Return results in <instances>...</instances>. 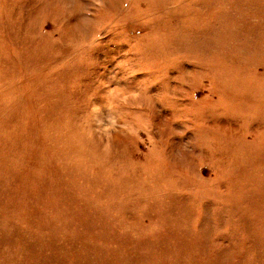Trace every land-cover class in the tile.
<instances>
[{
  "label": "rangeland",
  "instance_id": "374dc122",
  "mask_svg": "<svg viewBox=\"0 0 264 264\" xmlns=\"http://www.w3.org/2000/svg\"><path fill=\"white\" fill-rule=\"evenodd\" d=\"M0 264H264V0H0Z\"/></svg>",
  "mask_w": 264,
  "mask_h": 264
}]
</instances>
